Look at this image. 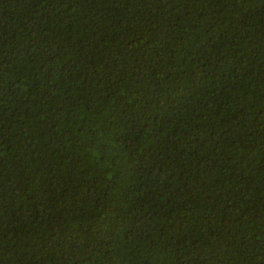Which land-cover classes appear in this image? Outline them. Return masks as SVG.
<instances>
[{"label":"trees","instance_id":"1","mask_svg":"<svg viewBox=\"0 0 264 264\" xmlns=\"http://www.w3.org/2000/svg\"><path fill=\"white\" fill-rule=\"evenodd\" d=\"M0 264H264V0H0Z\"/></svg>","mask_w":264,"mask_h":264}]
</instances>
